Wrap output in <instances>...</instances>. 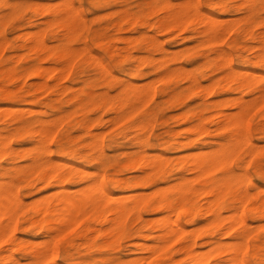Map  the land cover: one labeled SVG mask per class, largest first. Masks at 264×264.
Segmentation results:
<instances>
[{"label": "rangeland", "instance_id": "rangeland-1", "mask_svg": "<svg viewBox=\"0 0 264 264\" xmlns=\"http://www.w3.org/2000/svg\"><path fill=\"white\" fill-rule=\"evenodd\" d=\"M3 1L5 0H0V3ZM8 1L11 4L16 2L17 7L13 12L11 6L0 9V13L7 12L0 23V111L2 110L0 112V131L10 135L12 152L0 154V164L2 165L0 167V182L18 188L23 205L19 209L13 238L0 240V264H12L15 261L20 264H115L119 260L150 254V257L146 258L149 264H155L158 258L164 261L163 264H199L192 262L189 254L194 251L203 252L205 250L208 253H213L212 258L210 257L211 260L209 259L206 264H221V260L229 254L227 252L228 244L240 239H244L246 243L247 248H244L246 263L264 264V216L254 217L249 209V206L261 203L264 200V96H262L263 99L261 97L257 98V100L263 102L257 103L258 106L254 105L253 109L250 107L246 115V131L250 138V144H245L240 148L237 146L234 149L235 151L232 150L228 154L226 163L220 165L214 173L216 177L229 174V181H231L229 186L225 185L226 189L223 188L224 186L222 187L224 201L217 207L213 206V211L216 210L217 212L210 210L209 201L213 196L205 193L201 194L198 189L196 193L188 197L187 206L191 207V213L184 215L180 212L177 216L183 231L177 234L178 236L172 233L169 237L160 239L157 235L166 230L161 225L160 216L167 214V211H162L156 207L159 200L162 199L161 197L166 194L172 198L177 197L180 185L185 178L194 182L196 188L202 186L201 184L208 179L205 176L196 178V172L189 169L191 164H188V162L191 159L188 155L193 156L194 153L199 155L200 152L210 150L216 146L217 141L227 140L229 132L216 129L217 111L224 109L225 112L228 111L229 113L231 111L234 113L235 110L237 112L239 110V105L236 103L238 97H242L244 100L254 98L257 95L256 90L264 86V76L261 75L260 78H257L253 88H238L236 87L238 85L237 80H230L226 77L232 70L229 66H214L207 63L208 57H213L216 54L217 47L210 43L197 44L203 36L202 32L199 31L202 28L197 30L194 28H186L187 30L183 28L174 30L165 28L161 31L160 28H156L155 24H158L165 15L162 10L156 8V5L162 6L163 0H108L102 5H98L91 0H71L74 6L79 8L84 18L80 22L81 28H78L77 34L72 35V37L67 34L66 28L60 23L50 21L57 10L65 7V0H61V2L60 0H57V2L56 0ZM240 1L235 0L234 3ZM258 4L263 3L260 1ZM213 11L221 18H226L224 19L226 22L230 19L229 25L234 21V26L228 28L229 30L224 33L221 42V46L230 52L234 69H249L264 74V66L242 64L238 55H235L240 52L244 54V57L254 54L253 49L247 50L242 46L239 48L234 46V42L240 37L243 41L246 39L242 35L241 23L237 22L240 17L245 15L246 11L237 9L225 11L214 9ZM257 15L260 18L264 17V5H261ZM125 16L130 21H122L121 23L124 22L121 24L122 28H118V23ZM234 17L237 24L233 19ZM34 29L37 30L34 32ZM40 32H45L46 45L49 47L45 50L33 48L35 35ZM96 32L101 33V39L96 40L94 38ZM29 37H32V39H29ZM149 40L150 42L154 40V43L148 45ZM116 45L119 46L121 53L126 56V59L121 63L113 55ZM65 46H70L74 51L69 71L61 68L62 65L64 66V64L70 62V59L66 62L58 58V53ZM175 54L179 57L174 58ZM97 56L101 61L96 58ZM134 58H137L136 62L133 61ZM139 58H148V61L142 65L143 73L138 76L129 75L126 69L134 67V63L136 65L140 64L141 59L139 60ZM164 58L168 59V62H164L162 60ZM102 62L110 69V73L103 75ZM34 65L45 68L50 67L51 69H48L49 73L45 72L46 76L44 77V74L42 76L26 75L28 69ZM12 66L16 67V74L13 77L9 76L4 79V69ZM54 68L57 69L54 70ZM175 68L178 69V73L172 78L167 79L165 76L161 78V74H166L168 70ZM190 72L197 75L199 85H189L191 83L188 78ZM206 73L207 75H205ZM59 74L63 76L59 77ZM157 75H160V77H157ZM153 77H156L154 78L156 81L152 79ZM158 78L161 79L157 81ZM147 79H152L150 81L151 85ZM217 79L218 83L215 88L218 87L214 90L215 93H210L208 90L212 82ZM45 80L46 85L43 84ZM145 80H147L146 83ZM126 81H132L140 86H144V83L146 87L150 88V93L135 101L126 100L127 103L120 106V97L117 93ZM152 82H154L153 85ZM158 83L163 84L158 85ZM2 85L12 90L13 94L5 96L1 90ZM224 86L227 88L228 86L232 87L225 90L223 89ZM164 88L167 91L174 89L182 90V92L173 97L171 94L161 93ZM199 89L201 91H198ZM107 91L109 94L105 96L104 92L107 93ZM249 96L252 97L249 99ZM222 99H225V101H222ZM109 106H111V109ZM255 112H257V115ZM252 114L255 116H251ZM73 115L74 117H72ZM116 116H118L117 122L110 120ZM59 117L62 119H59ZM197 118L199 119L197 120ZM51 119H54L52 128L55 130L54 139L52 138L49 143L51 159L62 165L63 171L73 170L72 175L69 176L66 182L71 189L92 186V183L94 185L103 180L107 188L112 190L114 194L119 195L120 193L125 197L128 196L134 188H114L110 180L115 177L139 176L141 174L140 169L136 167L123 168L122 166L141 153L147 154L150 159H156V162H158V154L159 159L164 157L162 165H165L168 173L165 178H154L150 181V184H141L134 189L140 193L145 191L144 195H148L149 191L150 205L133 209L130 212L129 218L127 217L125 221L126 228L118 241H108L110 234L107 232L110 223L104 218L110 213L103 212L101 217L97 218V212L90 211L85 214L75 228H71L58 236L56 235L57 237L55 236V254L53 258L49 259L44 256L45 258L34 260V256L28 250L22 249L16 250L13 261H6L3 256L17 248L18 243H23L29 248L30 245L41 244L45 238L49 237L40 226L31 224L30 217L35 214V199L41 195L43 198L45 193V197L50 196V194L52 196L60 186L54 180L48 183L46 179H42L40 171L44 166L34 167L33 162L36 157L44 155V151L40 149L43 136L40 139L38 134L33 136L31 134L35 128L37 129L40 126L41 120ZM214 119L215 121H213ZM248 119H251L252 122ZM85 121L87 124H85ZM150 121L152 125H150ZM138 123L145 124V129L138 131L135 128V125L139 126ZM193 123L196 125L201 123L200 125H205L207 129L205 131L200 130L201 133H199L200 131H187L188 127H193ZM135 134H139L144 138L148 137V139L142 144L134 139ZM96 137L102 141V145L94 146L92 144ZM62 138H65V140L70 138L67 145L76 150L70 153L60 152L58 143ZM187 141L195 143L179 144ZM250 146H257L260 152L256 157L251 159L249 157L248 159ZM94 156L100 158L91 161L88 159ZM254 161L256 163L252 164ZM68 164L76 167L71 168ZM254 166L256 169L261 167L263 173H257L256 169L254 171ZM97 170L103 173V179L98 181L95 175ZM232 173L237 175L235 176ZM82 175L84 176L82 177ZM156 186L158 187L156 188ZM153 188L155 190L161 188L162 194L161 191H158L157 193L160 194L155 195ZM163 188H165V193H163ZM28 201H31V203H28ZM233 211L235 213H232ZM236 212L243 215L246 221L244 224L235 222L236 215L228 218V214L234 215ZM216 213L218 214L216 215ZM173 215L171 217H176V215ZM231 222L233 223L232 227ZM86 223L92 227L89 233L91 234L94 231V234H91L93 237L89 234L91 236L89 242L86 241V236L81 237L78 235L83 227H87ZM140 233L148 235L144 238L141 237ZM72 237H74L75 247L71 249V256L65 259L62 249ZM137 241H145L146 244H150V250L146 245H135ZM154 241L155 243H152ZM202 248L207 249L203 250ZM245 249L248 252H245ZM140 262L146 264V260Z\"/></svg>", "mask_w": 264, "mask_h": 264}, {"label": "bare ground", "instance_id": "bare-ground-1", "mask_svg": "<svg viewBox=\"0 0 264 264\" xmlns=\"http://www.w3.org/2000/svg\"><path fill=\"white\" fill-rule=\"evenodd\" d=\"M91 1H93L94 3H96L98 5H102V4H105L108 0H91ZM234 1L235 0H181V1L163 0V4H161L162 6L156 5V8L158 10H162L165 15L160 19L158 24H155V27L160 28V31L165 29V28L166 29H173V30L176 28H179V29L180 28H183V29L194 28L195 30L202 28L199 31L202 32L203 36H202V39L197 44L205 45V44L210 43V44H213L214 46L217 47L216 54L213 57H208L209 59H208L207 63L210 65H214V66L215 65L216 66H224V65L229 66L232 70L226 77L230 80H237L238 85L236 87L244 88V89H250V88H253L257 78H260L261 75L264 76V74L263 73L261 74V73L256 72V71L253 72L252 70H249V69H245V70L234 69V63L232 62L230 52H228L227 49H225L221 46V42H222L224 35H225L224 33H226V31L228 32V30L230 28H232V26H234V23H233L234 21L232 20L233 22H231V25H229L230 19L228 20V18H227L228 22H226V20H224L226 18H224V19L221 18L220 15L216 14L213 10L215 9L216 11L217 10L218 11H225L228 9H237V10H245L246 11V13L243 17H240V18L238 17L239 18L238 21L235 19V17L233 18L235 20L236 24H237V22L241 23L240 27L243 28L242 35H243V37H246V39L244 41L240 37L238 40H236L234 42V46H235V48H239L242 46L247 50L253 49L254 54L252 56H245L244 57V54L242 52H240L239 54H235V55H238V58L241 59L242 64H253V65H257V66H264V28L262 29V27H264V17L260 18L257 15L261 5H264V0H241L239 3H234ZM260 1L263 4L259 5L258 3H260ZM56 2H57V0H56ZM60 2H61V0H60ZM65 2H66L65 7H62L61 9L57 10L55 12L56 14L54 15V17L50 21L60 23V25H62L64 28H66L67 34L70 35V37H72V35L74 36L77 34V32L79 30L78 28H81L80 22L83 21L84 18L82 16L79 8L77 6H74V4H73V2H71V0H65ZM45 3H46V1H45ZM53 3H55V1H53ZM10 6L12 7V9H13L12 12H13V11H15V9L17 7V3L15 2V3L11 4L8 0H5L2 3H0V9H4V8L10 7ZM152 8H153V6H152ZM6 13L7 12H1L0 13V23H1L2 19L4 18V16L6 15ZM241 15H242V13H241ZM228 17L230 18L231 16H228ZM124 19H122L120 21V23H118V25H117L118 28H122L121 24L124 23V22L121 23L122 21H126V20L130 21L129 18L126 16L124 17ZM90 29L92 31V27ZM256 29H258V30H256ZM36 30L34 29V32ZM101 36L102 35L100 32H96L94 35V38L96 40H98ZM30 38L32 39V37H29V39ZM85 40H87V39H85ZM122 41H123V38H122ZM90 42H92V41L90 40ZM100 42H102V41H100ZM109 43H108V47L110 49ZM152 43H154V40H153V42H150V40L147 42L148 45H150ZM46 44L47 43L45 41V32L44 33L43 32L37 33L35 35L33 48L35 47L36 49L45 50V49L49 48ZM102 44H104V43H102ZM112 45H113V43H112ZM27 47H28V45H27ZM114 49H115V50H113L114 58L121 63L122 61H124L126 59V56L121 53V50L119 49L118 45H116ZM76 50H77V48H76ZM73 52H74L73 48H71L70 46H65L61 50V52L58 53L59 59L65 60L66 62L68 61V59H70V62H68L67 64H64V66L62 65V68H61L62 70H66V71L70 70L71 65H72V60H73L72 59L73 58ZM173 57L178 58L179 56L177 54H175ZM96 58L98 60H100L98 58V56ZM234 58H235V56H234ZM140 59H141L140 64L136 65L134 63V67L132 66V67H129L128 69H126L129 75L138 76V75L143 73L142 72V65L148 61V58H145V59L139 58V60ZM162 60L164 62H168V59L164 58ZM133 61L136 62L137 58H134ZM184 61H185V59H184ZM99 65H100V62H99ZM101 65H103V62ZM113 67H115V66H113ZM0 69H1V67H0ZM48 69H51V68L50 67L45 68V67H42L40 65H34L30 69H28V72L26 73V75L32 74L35 76H42L44 74L43 75V77H44V76H46L45 72H48ZM55 69H57V68H54V70ZM176 69L177 68L171 69V70H168V72H166V74L165 73L161 74V76H162L161 78H163L164 76L167 79L170 77L172 78L176 73H178L177 72L178 69L177 70ZM49 71H51V70H49ZM4 72H5L4 76H3L4 79L8 78L9 76L13 77V75L16 74V67L15 66L6 67V69H4ZM63 73L65 74V71ZM102 73H103V75H106L107 73H110V69L108 67H106V65H103ZM60 74H59V77H62L63 75L60 76ZM205 75H207V73ZM188 76H189L188 78L191 82L189 84L190 86H193L194 84H197V85L200 84L198 81V77L195 73L190 72V74H188ZM199 76H201V75H199ZM157 77H160V75H157ZM154 78H156V77H153L152 79H154ZM161 78H158L157 81ZM152 79H147V80H149V82H150ZM147 80H145V83ZM69 82H70V80H69ZM142 82H144V81H142ZM217 83H218V79L212 82V85H211L212 87L210 86V89L208 90L210 93L211 92L215 93L214 90L218 87L217 86L215 88V85H217ZM33 84H35V83L33 82ZM43 84L44 85L47 84L46 80L43 82ZM153 84H154V82H152V85ZM159 84H161V83H158V85ZM207 84H208V82H207ZM143 85L144 86H140L137 83H134L132 81H126V83H124L122 85V88L117 93L120 97L119 105L122 106L123 104H126L127 103L126 100L135 101V100L140 99L142 96L149 94L150 88L146 87L144 83H143ZM150 85H151V82H150ZM205 85H206V83H205ZM39 86L41 87L40 83H39ZM42 87H43V85H42ZM230 87H232V86H228V88L225 87L223 89H225V90L230 89ZM34 88H36V87H34ZM1 90L4 92L5 96H11L13 94L12 90L5 88L4 85H2ZM104 90H107V89H104ZM157 91H158V89H157ZM198 91H201V90L199 89ZM256 91H257V95L254 98H252L251 100H244L242 97H238V101L236 103H238V105H239V110H237V112L235 110L234 113H233V111H231V113H229L228 111L225 112L224 109L217 111L218 120L216 122V129H223V130L228 131L229 137L227 138V140L217 141L216 146L212 147L210 150L200 152L199 155L196 153H194V154L192 153L193 156H191L189 154V152H187V154H189L188 156L191 159V160H189L190 163L188 162V164H191L189 169L196 172V174H195L196 178L205 176L206 178L208 177V179H206V181H204L201 184L202 186H200L199 188H196V185L194 184V182L190 181V179H188V178H185L184 182L180 185L179 194L177 197L172 198L168 194L161 197L162 199L159 200L156 207L162 211L163 210L167 211L166 212L167 214L164 213L165 214L164 216H160L161 225L164 226V228L166 230H164V232H162V234L157 235L158 238L165 239L166 237H169L172 233H175V235L178 236L177 234H179V233H181V231H183V227L181 226L180 222L178 221L177 216L179 215L180 212L183 213L184 215H189L191 213V209H190L191 207L187 206V201L189 199L188 197H189V195L196 193V191L198 189H199L201 194L205 193V194H208V195L210 194L213 196L212 198L209 196L211 198V199L209 198L210 199L209 205H210L211 211L214 210L213 206L217 207L220 203H222L224 201V195H222V191H223L222 187L224 186L223 188L226 189L225 185L229 186V184L231 183V181H229L230 178L228 177L229 174H226L227 176H223V177H216V175L214 173L220 165L226 163V161L228 160V154L232 150H234L237 146H238V148H240V146H244L245 144H250V138L248 137L247 131H246V122H247L246 121V115H247V112H248L250 107H251V109H253L256 105L258 106L259 103L264 101V100L263 101L257 100V98H259V97L262 98V96H264V86L261 88H258ZM181 92H182V90H174V89H172L171 91H169V90L167 91V89H165V88L161 90V93H163V94L168 93V94L173 95V97H176ZM107 94H109L108 91H107V93L104 92L105 96ZM250 97H252V96H249V99H250ZM178 100H177V102H179ZM106 101H107V98H106ZM106 101H105V103H106ZM222 101H225V99L224 100L222 99ZM140 106H141V104H140ZM47 107H48V105H47ZM109 108L111 109V106H109ZM106 111H107V109H106ZM0 112H2V110ZM9 113H10V111H9ZM11 113H12V111H11ZM255 113L257 115V112H255ZM253 115L254 114H252L251 116H253ZM65 116H66V114H65ZM72 117H74V115ZM117 118H118V116L113 117L110 120H112V121L114 120L117 122V120H116ZM215 118H217V116H215ZM251 118L253 119V117H251ZM59 119H62V118L59 117ZM63 119H64V117H63ZM65 119H66V117H65ZM122 119H123V117H122ZM198 119L199 118H197V120ZM53 120L54 119L41 120L40 124H39L40 126L37 129L35 128L31 134L32 136L35 134H38L40 136V139H41V136H43V138L41 139L40 149L42 151H44V155H40V156L36 157V159L33 162L34 167L44 166L40 171L42 179H46L48 181V183H51L54 180L60 186L58 188V190L54 194H52V196H51V194H50V196H48V194H47L48 197H45V195H46V193H45L43 198L41 195L37 199H35L36 200L35 206H34L35 207V210H34L35 214L32 217H30L31 224L33 226H37V225L40 226L42 229L45 230V232L49 235V237L47 239L45 238L44 242H42L41 244L36 243L34 245H30L29 248H28V246H26L23 243H21V244L18 243L17 248H14L9 254H6L3 256L4 260H6V261H10V262L13 261V259L15 258L16 250H22V249L26 250V251L28 250V252L30 254H32V256H34V260L37 258L39 260L44 256L48 257L49 259L53 258L54 254H55V246H54L55 236L63 234L65 232L69 231V229H71V228H75L77 226V224L80 222V220H82V218L85 216V214L89 213L90 211H96L97 215H98L97 218L101 217V213H103V212H109L110 213V215H106V217L104 218L105 220H107L108 223H110L109 227H108V232H107L108 234H110V239H108V241H110V242L118 241L121 238V236H122V234L126 228L125 227V221H126L128 215L130 214V212L133 209L140 208L142 206L150 205V193H149V191H148V195H144L145 191H141V193H140L139 191H136L134 189L137 188V186H139L141 184H150V181H152L154 178H157V177L165 178L167 176L168 169L165 167V165H162L164 157H160V159H159V154H158L157 155L158 156V160H157L158 162H156L155 161L156 159L155 160H153L154 158L150 159V156H148L147 154L141 153L138 156L133 157L131 159V161L129 160L128 163H125L122 166L123 168H125V167H136V168L140 169L141 174L139 176L115 177V178L110 180V183L112 184V186L114 188H125V187L134 188L132 193H130L128 196L125 197L123 194L120 195V193H119V195H116V194H114V192L112 190H109L107 188L106 184L103 182V180L102 181L100 180V179H103V173L100 170H97L95 172V175L97 176V181L100 180L97 182V184H94L95 186L92 183V186L89 185L88 187L84 186L81 188L78 187V189H71L67 185L66 182L68 181L69 176L72 175L71 173L73 172V170L69 169L68 171H63L62 165L55 162V160L52 161V159H51V154H50L51 150L49 149V143H50V140H52V138L54 139V135H55V130L52 128ZM213 121H215V119ZM249 121L252 122L251 119ZM59 122L61 123V120ZM59 122H58V125H59ZM141 123H144V122H141ZM85 124H87L86 121H85ZM138 124H139V126L135 125V128L138 129V131L145 129V127H146L145 124H140V123H138ZM200 124L196 125L193 123V127H191V128L188 127L187 131H191V132H195V131L198 132L200 130L205 131L207 129V127L205 125H200ZM249 124H250V122H249ZM130 125H131V123H130ZM150 125H152L151 121H150ZM194 125H195V127H194ZM191 126H192V124H191ZM247 130H248V128H247ZM201 132L202 131H200L199 133H201ZM260 133H262V132H260ZM156 138H157V136H156ZM13 139H12V141H13ZM134 139L136 141H139L142 144H144L146 142V140L148 139V137L144 138L143 136H141L139 134H135ZM69 142H70V138H68V139L66 138V140H65V138L60 139V142L58 143L59 151L62 153L74 152L76 149L68 146L67 144H69ZM258 142H259V140H258ZM52 143H54V142H52ZM190 143L194 144L195 142L187 141V142H182L179 144L188 145ZM92 144L94 146H96V145L100 146V145H102V141L96 137V138H94ZM25 149H26V147H25ZM79 151H80V149H79ZM11 152H12V148H11V137H10V135L4 134L0 131V154L1 155L2 154H9ZM259 152H260V149L257 146H250L248 149V155H250V156H248V159H249V157H250V159L252 157L253 158L256 157V155ZM99 158H100L99 156H94V157H91L88 159L91 161V160H96ZM33 163H32V166H33ZM42 163H43V165H42ZM183 163H184V161H183ZM255 163H256V161H254V163H252V164H255ZM64 164H65V162H64ZM234 164H235V162H234ZM68 166L71 168L76 167L75 165L71 166V164H68ZM0 167H2L1 164H0ZM255 169L256 168L254 166V171H255ZM256 170L258 171V172L256 171L257 173H261V174L263 173V171L261 170V167L260 168L258 167V169H256ZM232 174H234V173H232ZM195 175H193V176H195ZM234 175L236 176L237 174H234ZM83 176L84 175H82V177ZM189 178H190V175H189ZM191 178L193 179L192 176H191ZM179 180H180V178H179ZM95 181H96V179H95ZM248 184H250V183H248ZM171 185L174 186L173 184H171ZM157 187L158 186H156V188ZM175 188H176V185H175ZM245 188H246V186H245ZM160 189L161 188H159V190L158 189L155 190V188H153V191L155 190L154 194L155 195L158 194L157 192L158 191L160 192L161 191ZM164 190H165V188H163V193H165ZM151 191H152V189H151ZM153 191H152V193H153ZM161 194H162V191H161ZM206 200H207V198H206ZM31 201H33V199H31ZM31 201L30 202L28 201V203H31ZM26 204H27V201H26ZM247 204H248V202H247ZM22 205H23V200H22V197L20 195L18 188H13V186L11 184L8 185V183L5 184V183L0 182V240H3L4 238H7V240L10 239L11 237L13 238V233H14V230H15V227L17 224V220H18L19 209L22 208ZM249 207H250L249 208L250 212L254 217H258V216L263 217L264 216V200L261 203H258V204L255 203ZM215 211H213V212H215ZM232 213H235V212L233 211ZM171 214L176 215V217H171L172 216ZM217 214L218 213H216V215ZM235 215H236V217H235L236 221L235 222H238L237 224H244L246 222L243 215L239 214V212H236V214H234V215L228 214V218L230 216L232 218V216H235ZM157 217L159 218L158 215H157ZM94 218H95V216H94ZM97 218H95V219H97ZM213 219H214V217H213ZM247 220H248V218H247ZM147 222H148V220H147ZM158 222H159V220H158ZM233 222H234V220H233ZM231 224H232L231 225V227H232L233 223L231 222ZM234 224H236V223H234ZM86 225H87V223H86ZM98 226H99V224H98ZM91 228L92 227L90 225H87V227H85V228L83 227V230L81 231V233L79 232L78 235L81 237L86 236V241H88V242L91 241L90 240L91 236H92L91 234L94 232L93 231L91 234L89 233L91 231ZM227 229H229V228H227ZM138 233H136V234L138 235ZM147 235L141 234V237L145 238ZM42 240H43V238H42ZM56 240H59V239H56ZM73 240H74V237H72L70 240H68V243L62 249V254H63L65 259H68L71 256V254H72L71 249H72V247H75V243ZM39 241H41V240H39ZM244 241H245L244 239H242V240L240 239L237 241L230 242L228 244V249H227L229 256L227 255L226 258L222 259L221 264H248V263H246L245 258H244V256H245L244 248L246 247V243ZM137 242L135 245H138V244L139 245H146V246H148V249L150 250V244H146L145 241L138 242V243ZM134 243H135V241H134ZM152 243H155V241ZM88 247H89V245H88ZM196 249H198V248H196ZM204 249H207V248H204ZM246 251L247 250L245 249V252ZM5 252H7V251H5ZM201 252H195V251L191 252L189 254L190 260L192 262H195V263L206 264L209 261L210 257L213 255V253L212 252L208 253L206 250L203 251L202 253ZM204 252H205V254H204ZM206 252H207V254H206ZM153 253H155V252L153 251ZM150 255H148V256L150 257ZM138 256L139 257L136 256V258L119 260L115 264H141V262H140L141 260H146V264H149L147 262V259H146L148 256H140V255H138ZM247 256H248V254H247ZM42 260H44V259H42ZM175 261H176V258H175ZM163 263H164V261L161 258H158L157 261L155 262V264H163ZM169 263H170V260H169ZM12 264H20V263L18 261H15Z\"/></svg>", "mask_w": 264, "mask_h": 264}]
</instances>
